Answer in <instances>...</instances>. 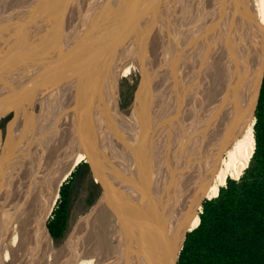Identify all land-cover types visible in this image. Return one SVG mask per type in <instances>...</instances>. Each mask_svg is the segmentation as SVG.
<instances>
[{
  "label": "bare ground",
  "instance_id": "bare-ground-1",
  "mask_svg": "<svg viewBox=\"0 0 264 264\" xmlns=\"http://www.w3.org/2000/svg\"><path fill=\"white\" fill-rule=\"evenodd\" d=\"M48 1L0 0V54L3 48L6 49L5 47L10 45L13 38L18 46L22 41L26 42L25 35L34 33L31 30L29 32V29L36 27L37 22H40L38 18L49 19V16L43 14L46 11H41ZM99 1H96L97 4ZM215 4V13L210 22L212 46L207 60L202 52L207 32L204 7L203 10L198 8L200 12H197V17L196 14L190 17V21L195 20L193 22L196 26L192 28L194 32H189L191 29L187 31L185 43L190 41L191 35L196 34L198 30L203 31L197 36L198 39L189 43L190 47L188 45L184 49L185 64L182 67V77L177 82L182 91V85L188 84L187 82L201 74L202 84L199 82L197 87L193 85L196 89H192L191 95L186 98L187 108L185 104L183 108H178V90L179 96L176 94L175 100H170L172 103L169 104L172 105L169 107H174L178 114V111H184L180 112L178 117L176 112H173L176 118L171 116L172 120H160V138L154 144L156 153L147 154V149H141L138 161L135 157L136 148L130 145L121 156L117 149L118 146L123 148L125 143L121 134L117 138L119 125L113 107L107 111L108 114H101H106L111 128L106 125V117L101 118L100 115L96 118L91 114L95 101L89 104L84 102V89L75 78L74 83L69 82L68 87H65L66 90L60 91L59 98L61 102L70 101L66 103L67 107L72 103L75 106V103L82 99L86 105L84 120L88 119L91 124L92 119L96 118V127L92 125L88 136L87 133L80 136L82 133L77 130L59 134L41 132L40 129L44 130L42 117L39 118L41 124L32 126V130H28L26 134L27 129L21 133L19 126L18 129L16 127V132L13 130L8 134V144L3 152H0V219L5 221L6 228L9 227L10 236H16L20 244L28 243L27 245L32 246V241H38L43 245H40L43 247V254L48 257L44 264H53L55 261V264H79L83 261L87 264H171L179 249L182 234L198 222L203 202L217 194V188L224 185L227 176L238 178L242 175L254 147L256 88L253 80V49L256 45L264 44V0H215ZM93 9L90 12H93ZM186 9L189 10L188 7ZM82 10L81 7L80 11ZM50 13L52 14V11ZM64 16L67 17L68 13ZM190 21L187 29L190 28ZM80 22L81 19L79 24L77 23L79 26L74 25L76 22L71 23L75 27L62 21L59 23L61 27L56 28L55 24H51L53 26H50V32H45L42 40L52 38L53 34L54 38L55 30L62 31L65 26H69L70 30L62 34V41L66 37L70 45L82 34L86 44L93 42L91 36L90 39L86 38L89 34L86 28H90L92 22L82 26ZM175 35L184 37L180 29ZM14 49L17 50V55H20L18 49L11 46L5 50L9 52L7 56L10 57V50L13 52ZM51 49L53 48L46 51L44 49V53H49ZM30 51L28 56L32 55L35 62L38 53ZM69 51L78 53L77 48L68 47L66 52ZM104 56L102 55V59L105 60ZM35 63L37 67L43 64L39 63V60ZM64 63L65 66L68 62ZM185 68L187 72L184 71ZM72 74L75 76L79 73ZM19 118L25 120L26 116L23 114ZM97 130L101 133L98 141L94 139ZM81 140L83 142L79 145ZM22 142L24 145H20ZM138 146L140 148V145ZM105 154L112 165L101 164ZM87 157H90L92 162L95 161L99 176L106 181L103 197L105 205L94 218L92 217L86 234L79 241L72 247L71 244L55 251L51 246L52 238L47 229V221L58 201L61 186ZM111 183L116 189H113ZM100 220L101 224H97ZM29 248L30 246L27 250ZM34 254L35 258L37 254ZM31 259L27 260L30 264L34 262Z\"/></svg>",
  "mask_w": 264,
  "mask_h": 264
},
{
  "label": "rangeland",
  "instance_id": "rangeland-1",
  "mask_svg": "<svg viewBox=\"0 0 264 264\" xmlns=\"http://www.w3.org/2000/svg\"><path fill=\"white\" fill-rule=\"evenodd\" d=\"M96 1H99V0H93L94 4L92 5V3H93L92 0H89V2L87 0H73V1L72 0H70V1L64 0L63 2H62V0H59V1L58 0H54V1L49 0L45 5L46 8L43 7L41 11L45 10L46 12L45 13L43 12V14H45V16L46 15L49 16L50 20L47 19V17L38 18V21H40V22H37L36 27H34L35 30L33 28L29 29V32L32 31L34 33H30L31 36H30V34L26 33L27 35H25L26 36L25 38L27 39V41L26 42L22 41L23 43L20 42V44L22 43L20 45L21 47L18 46L17 43L15 45L14 38L10 40V45L5 47L6 49L11 48V46L13 48H17L18 51L20 52V55H17L18 52H17V50L14 49L13 52H12V50H10L11 54L13 56L10 55V57H9V56H7V54L9 52L5 51L6 49L3 48V51L0 54V96L3 94H7V93L13 94L15 92V89L17 88V86L12 85L13 83H11V82H13V81H11V80L16 79V81H17L18 80L17 78H19L21 75L25 74L26 72H28L32 68H36L37 66L35 65L36 64L35 62H37L39 60V57L41 55L43 56L44 59H46L47 54L44 53V49L46 51L49 48H53V49L49 50V52L53 53V51H56L58 46L61 45L62 34H63V32L69 31L70 27L65 26V28L62 31L55 30L56 32H55L54 38H53V36H54V34H53L52 38L47 37V38H44L42 40L45 32H47V34L50 32L49 28H50V26H53L51 24H55L56 28L61 27L59 23H61V21H62V22H66L67 25H71V26L75 27L74 25H78L80 20L74 19V17H75V15H79V16L81 15L82 16L81 22H80L81 26L86 24V23H87V25H89L90 22H92L94 20V18H96L95 17L96 14L97 15L104 14L103 10H105L106 15H107V19L105 22L102 21L99 24L97 23L98 25L96 23H91V25H90L91 27L86 28L87 32L89 31V33L91 32L90 29H94V27L97 29H102L103 31H106V36L104 39L105 41L102 38L97 43H93V42H95L94 40H96L94 38L96 36L94 35V33H90V34H92L90 36H91V39H93V42L92 41L88 42V40H87L88 43L86 44L85 39H84V41H82L83 35L81 34L80 38H78V40L80 41V44L78 46H80L81 44L82 45L86 44V46H88V45L89 46L86 48H83V50H82V47L77 48L78 53H77V56L75 58L77 60L80 58L84 59L88 54H90V57L88 58V61L90 60V63L86 67L78 66L76 68H80L81 73H83V74H86V73L92 74V76L88 78V81L89 80L91 81V84L90 83L88 84L89 85L88 88L97 87L96 86V84H97L96 79H94V76L95 77L98 76L99 68L101 66L108 64L112 59H114V56L117 57L120 55L119 51L122 48L119 49L118 47L121 44L120 41L123 42L121 37L124 34V27H123L124 21L123 20L119 21V19L122 16V14H121V16L119 14H120L121 9H122V12L125 9V7H123L125 5L122 4L120 0H119L120 3H118V4H114V3L118 2V0H115L116 2H114V0H112L113 2L111 0H106L108 2L101 0V1H99L100 4H99V2L97 4ZM102 1H103V4H102ZM199 1H200V3H199ZM142 2H143V0L141 1V3ZM183 2H182V5L179 6L178 9H176V12H175L176 14L173 15L174 16L173 18H175V19L172 20V17H171V19H170V20H172L171 23L169 22V24L165 27L164 33L159 38L160 43H159V46L157 48L158 53L156 52L155 57L152 59L153 62L152 61L149 62L148 65H146L144 68H142L141 71L135 70V71L131 72L125 78H123V80L121 82V86H120L119 92H118L119 93L118 100L112 106L114 109L115 115H116V119L118 121V125H119L118 131L116 133L117 138L121 134V137L125 143V146L123 148L121 146H118V149H117V152L121 153V156H122L123 152L125 153L127 151V149H128L127 147L130 145L135 146V148H136L135 150H136V154H137L135 157H137L138 161L140 159L138 156L140 155L141 149H142V151H143V149H145V150L147 149L148 150L147 154L152 155V154L156 153L157 149H156V146L154 147V144L160 138V137H158V127H159V124L161 123L160 120H164V121H168L166 119L172 120L173 118L178 117L184 111L182 109V111H178L179 112V114H178L177 111L174 109V107H172V108L169 107V105H170L169 103H172V102H170V100L174 101L175 100L174 98L176 97V94L179 91L180 96L178 94L177 95L180 98L177 97V99H179L178 100L179 104L177 103V105H179L178 108H180V107L183 108L188 103V99H186V98H189V96L192 93V89L195 90L196 87L198 85H200L199 82H201V84H202V80H201L202 75L200 74V76L197 75V77L195 78L196 80L193 79L191 82L189 81L190 83L187 82L188 84H184V86L182 85L183 90L181 89L182 91H180V85L178 82L182 77V67L185 64V60H184L185 51H184V49H186V47L189 45V43L193 42L194 39H198L197 36L202 34L201 32L203 30H198L197 33L193 34V35L190 34L191 40L188 41L187 43H185V39L187 36L186 33H187V31H189V29H191L189 32L192 33V31H193L192 28H194V26H196V23L194 25V22H193L195 20L190 21V19H191L190 17H194L195 14L197 17V14H198L197 12H200L199 9L201 8L200 10H203V7H204L205 15L207 17V32L205 35V44L203 46L202 52L204 53L205 60H207V57L211 51V46H212V43H211L212 34L210 31V22L214 16L216 4H215V0H198V1L197 0H185V1L183 0ZM82 3L83 4L85 3L84 5L87 7H85ZM107 3H109V5ZM192 3L195 6H193ZM89 4L91 6H89ZM55 5H57V6H55ZM79 5H80V8L78 9ZM191 5H192V7H191ZM92 6H94V7H92ZM97 6H99V7H97ZM115 6H117V7H115ZM81 7L83 9L82 10L83 12L80 11ZM118 7H121V8H118ZM136 7H139V8H136V10L139 11L140 8L142 7V5L136 6ZM181 7H182V10L180 11ZM187 7L189 10L186 9ZM75 8H76V10H75ZM86 8H88L89 11ZM90 8H91V10H90ZM93 8L94 9L96 8V9L94 10ZM97 8H100V9L97 10ZM101 8H104V9L101 10ZM110 8H113V10L111 9L112 13H111ZM183 8H185V9H183ZM92 9H93V12H95V13L90 12V11H92ZM117 9H119L120 11ZM69 10H71V11H69ZM177 10L180 13H178ZM51 11H52V14L50 13ZM67 11H69V12H67ZM194 11H195V13H194ZM118 12H119V14H118ZM67 13H68L67 17L69 19L66 16H64ZM90 13H91V15H90ZM92 13H93V15H92ZM201 13H202V11H201ZM60 14L63 18H61ZM69 14H71V15H69ZM83 14H84V16H83ZM110 14H112V15H110ZM187 14H189V16ZM109 16H111V18ZM186 16L188 18H186ZM88 17H90V19ZM48 20L50 22H48ZM74 20H76V21H74ZM189 21H190V28L187 29V25H188ZM73 22H76V24H74ZM71 23H73L74 25ZM113 24H115V25H113ZM111 25H113V26H111ZM182 25H183V27H181ZM113 27H115L117 29V31H115V33H113L112 35H109V28L113 29ZM46 29H48V30H46ZM179 29L181 30V32L183 31L184 37L175 35L178 33ZM37 30H38V32H37ZM114 34H116V35H114ZM34 35H36L35 37H37V38H35ZM93 35H94V37H93ZM84 38H85V36H84ZM41 40L43 41V44L41 43ZM32 42H34L35 44ZM67 43H70V41H68ZM90 43H93V45H90ZM194 43H195V41H194ZM160 44L162 45V47ZM190 45H189V47H190ZM38 47H40V48H38ZM67 49L68 48H66V51H67ZM73 49H76V47L74 46ZM161 49H162V51H161ZM29 51L32 53H34V52L38 53L35 56V62H33V60H32V59H34L32 55L28 56ZM70 52L71 51H69L67 53V55L65 57H63V59H66ZM99 53H101V55H99ZM102 55H105L104 58H107V60L105 61L107 63H105V62L103 63L104 59H102V57H101ZM6 57L9 59H7ZM11 58H13V59L10 60ZM8 60H10V61H8ZM118 60H120V58H118ZM42 61H44V60H42ZM63 61H66V60H63ZM75 62H76V60L73 61V63H75ZM66 63H67V61H66ZM66 63H64V64H66ZM114 63H116V61L113 62V64ZM158 63H160L159 64L160 66L158 65ZM68 64L69 63H67L65 65L66 67L62 64L63 65L62 67H64V68L70 67L69 66L70 64L69 65ZM194 65L198 66V64H194ZM39 67H41V66L39 65ZM151 68H152V70H151ZM156 68H157V70H156ZM186 68L188 69V67H186ZM186 68L184 70L185 72H187ZM197 68L200 69V67H197ZM197 68H194V69H197ZM82 69H84V70H82ZM185 72H183V73H185ZM124 73H127V71H125ZM8 75L10 77H8ZM74 78L77 79L76 75L74 76ZM98 82L100 83L101 80H99ZM192 82L194 84H192ZM190 84L192 85V87ZM187 85H189L191 88H188ZM193 85H195L196 87L194 86V88H193ZM186 88H188V90H186ZM189 89H191V90H189ZM158 93H160V94L158 95ZM94 96L95 95H93V98H94ZM57 98L58 99L53 103H52L53 99L49 100L50 102L45 101L46 103L44 102L42 104V110L41 111L39 110V108H35L33 110L35 115L34 116L28 115V116H26L25 120H23L19 117H17V120H15L13 122H11L12 117H7V118L2 119L0 121V130H1L0 152H3L6 144H8V138H9L8 134L11 133L10 131L14 130V132H16V127L18 129V126H19V130L21 131V133L27 129V131H25V134H26L28 132V130L29 131L32 130V126H37V125L41 124L39 122L40 117H42L43 124H44V125H42L44 130L40 129L41 132H52V133L55 132V133L59 134L60 132L68 133V132H71L73 130H77L79 133H82V131H81L82 127L79 128V126L81 124H82L81 126H83L85 123H89L88 119L84 120V118L86 117V115L84 114L86 112L85 103L82 102V100H79V102L75 103V106L72 103L67 107L66 103L68 104L70 101L64 100L63 102H61L59 96ZM182 99H184L183 103H182ZM166 102H167V104H166ZM81 103L83 106L80 105ZM166 106H168V107H166ZM170 108L173 110H171ZM185 108H187V105L185 106ZM80 109H82V110L80 112H78ZM162 111L165 112L166 114L163 113ZM173 112H176V114H177L176 117H175V113L173 114ZM106 113L108 114V112H106ZM167 115H169V116H167ZM171 116L173 118H171ZM105 117H106V114L101 115V118H105ZM163 117H165V118H163ZM96 118L92 119L91 125H94L96 123V122H94V120ZM107 119L108 118L106 117L105 118L106 125L108 124L112 128L110 120L108 119V121H107ZM255 123H256V119H255ZM95 127H96V125H94V128ZM89 129H90V126H89ZM100 130H103V129H100ZM100 130H97L94 133V139L97 141H98V136L101 135V133H99ZM89 133L90 132L88 131L87 136L89 135ZM20 139H22V138H20ZM20 145H24V142H22ZM138 145H140V148ZM103 148H104V146H103ZM1 155H2V153L0 154V158H1ZM108 163H110V165H112L111 161L109 159H106V154H105V159H103V161H101V164L103 166H105L104 164H108ZM82 164H87L89 166V161L87 159L84 161H81L78 164V167ZM78 167H76L75 170ZM75 170L73 172H75ZM94 172H95V174H94ZM97 173H98V170H97ZM97 173H96V171L91 169L89 166V173L83 179L78 175L75 179H73L71 181L72 187H71V194H70V224H69V228H68L63 240L59 241L57 244L54 243L53 240L51 241L52 249H55V251H57L58 249H61V248L63 249V247L71 245V244H72L71 245V247H72L76 241H79L80 238H82L86 234L85 231H87L88 226L90 225V222L92 220V217L94 218V216L98 212L101 211L102 207H104V205H105V203H103V197H104V193H105L104 185H103L101 179H99V175ZM71 176H72V174L65 181V183H63V185L68 183L69 180H71ZM224 184L226 185V183H224ZM111 186H113V189H114V187L116 189V186L113 183H111ZM59 200H60V195H59V199L57 201V204H58ZM201 213H202V210H201ZM50 218H51V216H50ZM101 222H102V220L97 222V224H101ZM10 235L11 234H10L9 227L6 228L5 221L0 219V259H1L0 264L4 263L6 259L7 260L4 264H12V263L13 264H18V263L21 264L23 262V260H24L23 264H27V263L30 264L29 263L30 261H27V260H30L31 258H32L31 260L34 261V262L31 261L32 264H44L45 261H47V259H46L47 255L43 254L44 253V251L42 250L43 245L41 243H39L38 241L37 242L32 241V246H35L33 248L31 245H27L28 243L27 244L25 243L24 245L20 244L16 236H15V238H13L14 236H10ZM7 236H8V239L6 240ZM13 239H14V241H13ZM8 240H9V242H8ZM29 244H31V243H29ZM36 244L37 245L39 244V246H37ZM12 245H13V247H12ZM40 245H42V246H40ZM2 246L4 247V249H2L3 248ZM28 246H30L32 251L30 250V248H29V250H27ZM37 251H39L40 254H38ZM6 252H8L10 254H8ZM29 253H32V254L30 255ZM34 253L37 254V256H35V258L33 257ZM29 255H30V257H29ZM59 258L61 259L62 257L60 256ZM55 262L53 264H55ZM79 264H87V262L83 261V262H80Z\"/></svg>",
  "mask_w": 264,
  "mask_h": 264
},
{
  "label": "trees",
  "instance_id": "trees-1",
  "mask_svg": "<svg viewBox=\"0 0 264 264\" xmlns=\"http://www.w3.org/2000/svg\"><path fill=\"white\" fill-rule=\"evenodd\" d=\"M253 58V151L242 175L227 176L226 185L203 202L198 222L182 234L171 264H264V44L254 46ZM88 173L89 166L80 165L60 188V200L47 222L56 244L64 239L70 224L71 181Z\"/></svg>",
  "mask_w": 264,
  "mask_h": 264
},
{
  "label": "water",
  "instance_id": "water-1",
  "mask_svg": "<svg viewBox=\"0 0 264 264\" xmlns=\"http://www.w3.org/2000/svg\"><path fill=\"white\" fill-rule=\"evenodd\" d=\"M120 1L125 5V9L123 12L121 10L119 14L120 16L122 14L119 21H124V34L121 37L123 42L120 41L121 44L119 45V49H122L119 51L120 55L118 57H115L108 64L99 68L98 76H94L97 87L88 88V84H91V81L89 80V82L88 78L91 77L92 74L86 73L84 75L81 73L80 68H76L78 66L86 67L90 63V60L88 61L90 54H88L84 59H78V61L75 59L77 56L75 51L70 52L68 57L63 59V57L67 55L66 48L72 47L73 49L75 45L76 48L82 47L83 50V48H86L89 45L86 46L81 44L78 46L80 44L79 40H76V42L73 40V42L68 45L69 43H67V39L65 37L63 41H61V45L58 46L56 51H53V53H47L46 59H44L42 55L39 57V63H44L41 67L32 68L17 78V81L16 79L11 80L13 81L11 82L13 83L12 85H16L17 88L13 94L7 93L0 96V121L4 118L12 117L11 122H13L17 120V117L22 116L23 114H25V116H34L35 114L33 110L35 108H39L41 111L42 104L45 101L47 102L53 99L52 103L55 102L58 99L57 97L60 95V91L66 90L67 88L65 87H68L69 82L74 83V76H72L73 72H79V74L76 75V80L78 81L80 87H83L84 89V93L82 94L84 102L89 104L95 101L94 108H91V114L98 117L101 114L109 111V109L112 108V106L118 100V92L123 78L135 70L141 71L142 68H144L155 57L158 48L157 46L159 45V38L164 33L165 27L173 20V15L176 12L175 10L178 9L179 5H181L183 2V0H144L142 3V0ZM118 3L120 2H116L114 4ZM141 5L142 7L139 11H137L136 8L139 7L136 6ZM97 10H99V8ZM103 13L104 14L100 15L96 14V18H94L92 23L99 24L102 21L105 22L107 19L105 10ZM171 17L172 20H170ZM81 18V15H75L74 17V19L77 20H80ZM115 31V27L113 29L109 28V35H112ZM90 33H94L96 36L94 37L93 35V37L96 39L94 40L95 43H97L102 38L104 40L106 36V31L97 28L92 29ZM90 33L88 36L86 35V38H89L91 35ZM99 55H101V53H99ZM118 58H120V60H118ZM63 60H67V62L70 64V67L62 68V64L65 62ZM74 60H76L75 63H73ZM106 60L107 58L103 61V63ZM115 61L116 63L113 64ZM125 71H127V73H124ZM99 80H101L100 83L98 82ZM93 95H95V99L93 98ZM81 110L82 109H80L78 112ZM91 129L92 125L85 123L81 128L82 134L80 136L86 134ZM82 142L83 141L81 140L79 145H81ZM87 160L89 161L90 168L97 172L99 168L95 161L92 162L90 157H87ZM99 178L101 179L102 183H104L103 185H105L106 181L104 182L103 178L100 176Z\"/></svg>",
  "mask_w": 264,
  "mask_h": 264
}]
</instances>
